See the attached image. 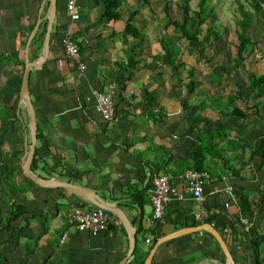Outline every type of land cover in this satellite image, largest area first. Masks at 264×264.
I'll return each mask as SVG.
<instances>
[{
    "label": "crops",
    "instance_id": "obj_1",
    "mask_svg": "<svg viewBox=\"0 0 264 264\" xmlns=\"http://www.w3.org/2000/svg\"><path fill=\"white\" fill-rule=\"evenodd\" d=\"M43 2L44 0H0V95H3L0 99L11 102L10 110L14 109L18 117L20 113L21 116L28 118V112L20 98L25 66L17 61L25 60L23 41L26 35L30 34L31 27L36 24L39 15H43L41 12ZM125 2L126 0L123 5ZM79 5L81 16L73 21L68 15L66 4L61 5L59 1L55 29H58V32L73 34V38L82 49L87 65L86 70L81 71L67 64L60 66L57 56L62 50L56 41L51 46L48 60L30 71V92L42 136L37 142L41 152L39 160L41 169L39 170L42 172L44 166L54 167L55 165V168H58L61 165V170L56 171L54 178L90 187L109 202L112 197L117 200L131 201L132 195L146 185L149 168L143 161L145 158L153 163L156 160L155 155L160 151V146L172 149L173 154L183 156L187 151L195 148L200 134L191 142V146L187 140L178 144H169L166 141L167 132H160V136L157 134L149 139L144 135V131L150 129L148 124L140 129L141 133H137V130L129 124L131 122L124 120L126 118L123 112L119 113L114 120L106 121L92 103L85 101L86 96L94 89L113 91L115 94V91L119 89L115 80L118 63L127 62L131 55H135L136 59H141L145 53L151 54L150 47L153 46L154 51V46L156 47L157 44L148 41L147 29L140 24V11L142 10L136 9L130 12L131 14L138 11L137 25L146 34L144 43L140 45L138 39L132 36L126 37L123 34L128 19L124 17L123 5L120 9L121 19L108 25L101 22L103 9L95 0H79ZM149 5L154 6V0H149ZM154 18L155 16L151 15L149 21L152 22ZM141 60L137 66L139 69H134V76L128 82L124 93L127 103L129 94L132 92L130 89H134L131 87L132 84L141 82L142 77L149 78V70L155 69V66L147 67V64L151 62H146V64L143 62L144 59ZM129 72L130 70L124 71V74L128 76ZM152 77L154 79V76ZM246 87L247 85H245L244 92L248 93L249 90ZM147 88L152 91L149 87ZM251 96L255 101L253 94ZM258 100L256 104L259 108H256V112L259 115H249L251 122L246 124H254L256 132L260 133V142L257 144L258 139L254 142L253 136L247 134L249 140L245 139L247 142L245 151L241 149L243 154L240 157L241 165L238 164L239 175L223 166L220 158H212L213 174L210 173L211 178L206 188L207 203L205 206L209 215L215 213L217 218L235 222L241 233L240 237L228 231L223 235L236 264H255L252 257V240L257 236L255 228L264 232V159L252 153V150L260 147L264 132V98ZM127 103H122L120 108L126 107ZM140 112L143 110L141 109ZM144 112L148 116V112L146 110ZM244 120L242 119L241 122L244 123ZM255 128L251 127L248 130V126L243 125L240 137L243 138L244 133H254ZM157 129L158 127L156 131ZM22 138L24 141L27 138L24 137V133ZM233 151L238 150L228 148L225 153L226 157L232 159L233 157L228 153ZM140 152H144L146 156L139 158ZM234 160L237 159L233 158L232 162ZM21 161L22 158L18 165L14 166L16 174H18L17 170L21 166ZM106 165L110 166L111 173L101 175L97 166L101 169ZM170 166L175 168L176 163L172 161ZM152 167L154 169V165ZM38 174L45 176L44 172ZM132 179H138L141 183V187H136L134 193L126 191V186L132 184ZM229 186L233 187L232 193L228 191ZM150 190L149 188L147 192L149 196ZM41 196L44 197L41 199ZM243 196H248L249 201L243 203ZM18 200L28 209L20 216L26 224L23 226V232L19 234L18 241L22 243L21 238L25 240L24 243L28 248V244L33 240L36 252L42 255L48 252L46 254L48 257L43 259V264H119L129 252L128 233L120 219L114 222L113 228L99 236H92L87 231L69 233L70 225L66 224L65 210L76 204H89L83 196L77 193L61 187H28L18 192ZM113 203L117 204V201ZM147 205L150 206V211H147ZM122 208L137 230L142 226L144 232L138 238H140V247L145 251H151L157 242L154 243L155 235L149 230L156 228V232L161 237L184 227L202 224L207 218L202 220L196 218L200 207L191 194H186L183 199H171L166 205L161 220H154L153 207L150 202L146 203L143 208L137 204ZM126 208L131 210V215L127 213ZM34 211L36 216L30 213ZM60 219L62 222H58ZM27 230L29 231L28 236L23 234ZM55 233L60 235V243L66 245L62 249L57 248L52 239ZM65 234L67 236L69 234V239L66 241V236L62 242ZM213 238L214 236L207 231L193 232L173 238L157 249L152 264H218L215 252L220 250H217L218 247L212 248ZM23 249L20 256L28 259L26 254L31 249L27 251ZM190 252H201L202 255L199 260L186 257ZM220 258L222 259V256ZM133 259L134 255L126 264H131Z\"/></svg>",
    "mask_w": 264,
    "mask_h": 264
},
{
    "label": "rangeland",
    "instance_id": "obj_2",
    "mask_svg": "<svg viewBox=\"0 0 264 264\" xmlns=\"http://www.w3.org/2000/svg\"><path fill=\"white\" fill-rule=\"evenodd\" d=\"M59 1L61 5L66 4L67 2V0ZM144 1L145 0H126L122 9L124 10L123 13L125 18H129L130 12L132 10H142L140 11V24L145 29H147L148 41L152 42V44L156 43L157 46H154V51L153 46H151V54L145 53V56H143L141 59H144V63L151 62L153 66H155V69L149 70V78L147 76L142 77L143 82L141 81L138 84H132L131 87H134V89H130L132 92L129 94V100L126 107H124L126 109L123 112L126 118L124 120L127 122L129 120L131 122L129 124L137 130V133H141L142 131H140V129L145 128L148 124L147 126H149L150 129L144 131V135L149 139H151L153 136H156L157 134L160 136V132H167L168 136H166L168 138H166V141L169 144H178L181 141L187 140L190 146L191 142L198 138V135L200 134L199 132L202 129L204 130L208 126H219L220 128H226L225 130L229 134L228 137L231 140H234V143L236 144L235 146H237L234 150H238L237 152H230L228 155L232 156L234 159H237L231 164L234 167V170L238 169V164L241 165L240 157L243 154L241 148H239L238 145L241 143H247L246 140H249L247 139V134H251L253 136L252 140L254 142L258 139L256 142L258 144V142H260V133L259 131L256 132L257 129L255 128L254 124H246L250 121L249 119H251L249 117L248 119L244 120L243 125L244 127L248 126V130H250L251 127H254V133H244L242 134L244 137L241 139L240 131L242 130V126H240V123H242L241 121L243 118H239L236 115L227 116L224 114V112L229 113L233 107H240L241 109L245 110L246 113H248V116L259 115L255 108L256 101L259 100L253 101L250 91L248 93L243 91L242 94L245 96V98L242 99L240 95H238V86L241 85L244 88L245 85H248L250 72H255L257 74L264 72V9L261 13L256 14L253 12L251 7V0H240V2L246 6V9L253 12L251 29L249 33L254 40L258 41V45L256 46V49L251 57L245 61L244 64L247 65L237 67L235 58L237 45L239 44L237 35L238 26L236 24V17L239 16L237 9L239 5L238 0H213V3L216 7L215 13L209 18L208 22L203 26V28L206 30L207 26L213 27L220 33L221 39L216 41L215 36L213 35L211 37L213 45L207 47L204 55H200L199 53L195 52L190 53L187 40L180 38V30L173 25H168L170 18L178 21L182 20V4H188L191 8V11L193 12L198 8L199 0H154V6H151L149 3ZM260 1L264 3V0ZM166 5L169 6L170 15H167L164 11ZM46 10L47 4L44 6L42 11L43 16L46 14ZM151 15L155 16L152 22L149 21ZM161 15H163L162 18ZM162 40H166L172 44H177L181 47L182 53L180 54V59L184 61L185 66L181 67L178 72H174L171 66L163 64L161 60H155L153 62V56L160 55L164 52ZM25 47L26 45H23V50H25ZM216 64L225 66V68L228 70L224 71L223 68H215L214 65ZM192 68H195L193 75L190 73ZM152 76H154V79ZM192 79L196 83L194 87L190 86ZM147 87L152 89V92L155 94L160 103L154 110L157 112V121H155V119L150 116L149 113L148 116H146V113L144 112V110H146L144 96L146 92L145 88ZM117 92L118 91H115V94H113V96L115 95V103L117 102ZM231 95L237 97L230 101ZM0 97L3 98V95H0ZM185 103L189 105L186 106ZM10 105L11 102L0 99V110L10 109ZM200 105H203L204 108H202ZM161 108H163V111L165 112L163 118L160 114L162 112L159 111ZM141 109L143 112H140ZM12 112L13 113L11 116H14L16 111L12 109ZM120 114L122 113L120 112ZM200 115L207 116L209 120L202 118ZM21 117V126L19 125V127L15 130H10L8 126H11L12 120L7 119L6 117L2 118L0 116V156L3 155L2 152L4 151L11 153L14 150H20L22 148L24 149L25 153V141L24 143L22 142L23 133L24 137H27V141L30 144L31 138L28 128V118L27 116ZM210 119H212V122H210ZM156 127H158L157 131ZM13 159L14 160H12V157H9L8 162L14 167L18 165V162L21 159ZM222 165L224 166L223 161ZM55 167V165L54 167L44 166V168L42 167V172H40L39 169H41V167L39 165V169L36 171V173L38 174L44 172V177L54 178L56 177V171H60L62 166L60 165L58 168ZM2 168L3 163L0 160V220L3 226L11 225L18 230L15 233V237L9 230H0V257L3 258L0 264H40L43 262L44 258L48 257L46 256L48 252H46L44 255H42V253L36 252L37 249H35L36 245L34 244L33 240L28 244L29 249L24 243L25 240L21 238L20 241H22V243H19L18 241L19 234L23 232L22 227L25 226L26 223L23 217H19L17 219H11L10 217H12V213L15 211V208L12 206V201L19 203V200L17 201V194L20 191L14 187L15 185L10 180H6V174ZM97 170L101 175L111 173L109 165L103 166L101 169L99 166H97ZM65 176L67 175L65 174ZM13 180L18 184H22L23 186L26 183L25 174L18 173L15 177H13ZM136 187H141V183L138 179H132V184L126 186V191L129 190L130 192L134 193L136 191ZM43 197L44 196H41L40 198L42 199ZM87 202L89 204L81 205L93 206V204L88 200ZM74 206H69L65 210V220L67 218V212ZM126 211L129 215L132 214L129 208H126ZM147 211H150L149 205H147ZM60 221L62 222V219H60L58 222ZM68 231L70 233L75 231L78 232L80 230L76 226L70 225ZM27 232L29 231L27 230L23 234L28 236ZM44 239L46 240V237ZM52 239L55 242L57 248L62 249L66 246L60 243L61 237L59 234L55 233ZM68 239L69 234L66 238V241ZM212 242V248H217V242L214 239ZM23 248H25L26 251L31 249V251H27L26 254L28 259H23L20 256V253H23L24 251ZM219 252L220 251L215 252L216 257H218L217 263L224 264L220 258L221 254ZM29 253H31V255ZM201 255V252H190L186 255V257L199 260ZM6 257L7 259H5Z\"/></svg>",
    "mask_w": 264,
    "mask_h": 264
},
{
    "label": "trees",
    "instance_id": "obj_3",
    "mask_svg": "<svg viewBox=\"0 0 264 264\" xmlns=\"http://www.w3.org/2000/svg\"><path fill=\"white\" fill-rule=\"evenodd\" d=\"M95 2L102 6V13H101V22L105 25H108L109 23L113 21H119L122 17L121 13V7L124 3V0H95ZM144 2L149 3V0H145ZM238 12L239 16L236 17V24L238 26L237 28V35L239 39V44L237 45V52H236V58L235 61L237 62L236 66H244L246 64L245 61L251 57L253 52L256 49V46L258 45V41L254 40L252 36L250 35V29H251V20H252V13L259 14L264 9V3L260 0H251V7L253 9V12L246 9V6L238 0ZM59 5V2H58ZM169 5V4H168ZM165 6V13L167 15H170V9L169 6ZM48 7V4H47ZM182 20L178 21L175 19H169L168 25H173L177 27L180 32V38L186 39L189 46V52L190 53H199L200 55H204V52L206 51L208 46L213 45L211 41V37L214 35L215 40L218 41L221 39L220 33L215 30L211 26H207L206 30H204L203 26L208 22L209 18L215 13V4L213 3V0H199L198 8L191 11V8L188 4H182ZM138 11H134L130 14L129 18L127 19L125 28L123 30V34L128 36H132L133 38H136L139 40V44H143L146 39V34L138 27L136 15ZM170 17V16H169ZM48 20L45 19L44 22L41 24L40 30L38 31L36 37L34 38L31 46L32 50L30 51V58L36 59L39 57L40 53L43 49V42L44 37L46 34ZM34 26L31 27V30ZM66 34L65 32H58V29H54L52 38H51V46L55 44L56 41H60L61 38ZM29 35H26V38L23 41V45H26L27 38ZM202 37V38H201ZM162 46L164 52L160 55L153 56V62L155 60H161V62L165 65H169L172 67L174 72H178L181 67L185 66V63L182 59H180V54L182 53V49L177 44H172L166 40H162ZM81 48V47H80ZM82 50V49H81ZM58 59V58H57ZM141 59H136L135 55L129 56L127 62H119L118 67L116 69L115 73V80L117 85L119 86L118 93L116 94L117 102L115 103V115L117 116L120 112H124V108H120V105L122 103H127V98L125 97L124 93L127 90L128 82H130L134 76V69H139L137 66L141 62ZM25 66V60L20 59L19 61ZM215 68H223L224 71L228 70L225 68V66H221L219 64L214 65ZM147 67L152 68L153 64H147ZM130 70L128 76L124 74V71ZM195 68H192L190 70L191 75L194 74ZM195 81L192 79L190 82V86H195ZM251 94H253V98L255 100H258L260 98H264V72L257 74L255 72L249 74V80L248 85L246 87ZM245 90V87L243 88L241 85L238 86V95L242 99L245 98V96L242 94ZM237 96L231 95L230 101L234 100V98ZM145 103H146V112L152 116L155 121H157V112H155V108L160 104L158 99L156 98L155 94L146 88L145 92ZM86 101V98H85ZM205 103V102H204ZM186 106L189 104L185 103ZM202 108H204L203 105H200ZM255 108H259L257 104H255ZM162 118L164 117V111L163 108L159 109ZM13 112L10 109L0 110V116L2 118L6 117L7 119H11V126H8L10 130L17 129L20 123V118L18 115L14 114V116H11ZM227 116L236 115L239 118L247 119L248 113L245 112V110L241 109L240 107H233L231 112H224ZM202 118L209 120L207 116H202ZM159 119V118H158ZM210 122H212V119H210ZM244 123H240V126H243ZM7 127V129H8ZM226 129V128H225ZM224 128H220L219 126L215 127H207L204 130L202 129L199 133V139L196 141V146L193 150L187 151L183 156L177 155L172 153V149H167L164 146H160V151L158 154L155 155V161L152 163L150 159L145 158L143 161L147 168H149L148 175H146V185L144 188L138 190L136 193L132 195L133 199L130 200H117V198L112 197L110 198L111 202L117 201V205L121 207L126 206H133L134 204L140 205L142 208L144 205L148 202L151 203L150 196L147 194L149 188L152 189L154 187V184L152 183L155 173L164 172V173H171L173 176H178L182 172H184L188 168H194L199 171H209L211 174V160L212 158H220L224 166L227 167V169L232 170L233 173L236 175L240 174L239 169H235L232 166V159L231 157H226L225 153L228 148L236 149L237 146L234 143V140H231L228 136V132ZM41 132L40 127L38 126V139H41ZM242 139V138H241ZM22 142L24 143V139L22 138ZM22 143V144H23ZM239 148H241L243 151H245L247 147V143H241L238 145ZM24 153V149L20 150H14L13 152H2V156H0V160L3 163V171L6 174V180L11 181L19 191H22L24 189H27L28 187H38L37 184H35L32 180H30L28 177H26V183L22 186V184H18L16 181L13 180V177L16 176L15 167L12 166L8 162L9 157L21 159L22 155ZM253 155H260L264 159V132L262 133L261 137V145L258 149L252 150ZM40 147H36V154L33 159L31 169L36 172L39 169V160H40ZM166 154H170L168 157L165 156ZM146 156L144 152H140L138 154V157ZM174 161L176 163L175 168L170 166V163ZM154 165V169L152 167ZM18 173L23 174V170L21 166L18 168ZM160 174V173H159ZM15 175V176H14ZM249 201L248 196H243V203H246ZM12 206L15 208V211L12 213L11 219H17L24 213L28 211V209L25 207V204H20L18 202L12 201ZM33 216H36V212H30ZM119 221V218L113 214V220L109 223V229L113 228L114 222ZM204 222H209L212 225L215 226L219 230V232L222 235H225V233L228 231V233L232 235L239 236L241 235L240 231L238 230V227L236 226L235 222H228L227 220L223 218H217L215 216V213H210V215L204 219ZM67 225H70L68 222ZM23 228V227H22ZM0 230H9L12 232V235L15 237V233L18 230L17 228H14L13 226H3L2 222L0 220ZM156 228L149 230L150 233L155 235L154 243L157 241V238L160 237V234L156 232ZM144 230L142 226H140L137 230V244L134 250V259L131 261V264H145V259L148 256L150 250H143L140 247V238L138 236L143 233ZM255 233L257 236L253 238L252 240V257L255 262V264H264V232L259 231L255 228ZM245 237V236H244ZM217 242V247H219L222 261H225V255L216 240V238H213ZM226 239V238H225ZM235 239H237L235 237ZM153 246V245H152ZM152 248V247H151ZM1 255V254H0ZM2 257H0V263L2 262Z\"/></svg>",
    "mask_w": 264,
    "mask_h": 264
},
{
    "label": "built area",
    "instance_id": "obj_4",
    "mask_svg": "<svg viewBox=\"0 0 264 264\" xmlns=\"http://www.w3.org/2000/svg\"><path fill=\"white\" fill-rule=\"evenodd\" d=\"M66 10L73 21L78 20L81 16L79 0H67ZM56 44L62 50L58 56L60 66L67 64L81 71L86 70L87 65L81 48L70 33L64 34ZM86 102L92 103L106 121L116 118L113 91L94 89L86 96ZM210 178L209 171H199L194 168H188L176 177L168 173L155 175L154 187L150 190L154 220L163 218L166 205L171 199H183L186 194H191L200 207L196 218L202 220L208 217L209 212L205 205L207 203L206 188ZM228 191L232 193L233 187L229 186ZM66 217V222L76 226L80 231H87L92 236H99L109 229L113 213L95 205L78 204L67 212ZM66 236L67 234L62 238V242ZM147 241L149 242V239Z\"/></svg>",
    "mask_w": 264,
    "mask_h": 264
},
{
    "label": "water",
    "instance_id": "obj_5",
    "mask_svg": "<svg viewBox=\"0 0 264 264\" xmlns=\"http://www.w3.org/2000/svg\"><path fill=\"white\" fill-rule=\"evenodd\" d=\"M47 0H44L41 12L46 4ZM58 2L59 0H48V7L46 10V14L43 16L42 14L39 15L36 24L34 25L33 29L31 30L25 47V68L22 76V82L20 87V98L22 104L25 105L28 112V120H29V130H30V138L31 142L30 144L27 141V138L25 139V145H26V151L23 155L22 161H21V168L23 170V173L26 177H28L30 180H32L35 184L44 187V188H65L68 189L71 192L77 193L81 196H83L86 200L91 202L93 205L104 208L110 212H112L115 216H117L122 224L124 225L128 237H129V252L127 256L119 263V264H126L130 258L133 257L134 250L137 244V227L132 224L130 218L124 211V209L117 205L116 203L109 202L105 198H103L97 191L94 189L83 186L80 184L72 183L66 180H61L57 178H46L44 176L38 175L36 172H34L31 169V165L33 162V159L36 154V147L38 142V121H37V114L35 110V106L31 97L30 92V85H29V79H30V71L34 67L41 66L43 63H45L49 56H50V49H51V38L53 31L55 29V22L56 17L58 13ZM47 19V29L46 34L44 37L43 42V49L41 55L36 59L30 58V49L31 44L37 35L38 31L40 30L41 24L43 21ZM19 118L22 120L21 114L19 113ZM198 231H207L211 233L214 238L218 241L221 249L223 250L225 254V262L224 264H236L235 259L232 255V252L228 246L227 241L223 237V235L219 232L217 228H215L214 225H212L209 222H204L202 224H199L197 226H188L181 229H178L172 233L166 234L164 236H161L157 239V242L151 249L148 257L145 260V264H152L154 255L157 251V249L166 243L167 241L179 237L184 234H189L193 232ZM223 264V263H222Z\"/></svg>",
    "mask_w": 264,
    "mask_h": 264
}]
</instances>
